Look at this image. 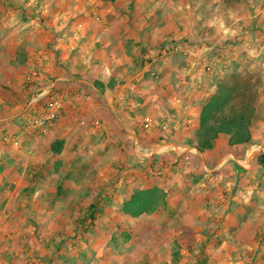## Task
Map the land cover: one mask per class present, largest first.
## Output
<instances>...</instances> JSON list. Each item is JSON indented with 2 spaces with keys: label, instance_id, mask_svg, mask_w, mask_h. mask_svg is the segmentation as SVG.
<instances>
[{
  "label": "rangeland",
  "instance_id": "obj_1",
  "mask_svg": "<svg viewBox=\"0 0 264 264\" xmlns=\"http://www.w3.org/2000/svg\"><path fill=\"white\" fill-rule=\"evenodd\" d=\"M0 6V25L31 28L35 43L28 61L26 35L0 34V42H21L17 53L0 45V264H264V0ZM90 28L102 32L99 41L64 35ZM111 28L115 42L102 48ZM60 39L72 58L66 66L53 47ZM72 39L84 47L79 53L70 51ZM112 52L122 54L120 66L107 59ZM11 54L18 55L13 65ZM95 57L106 64L95 67ZM234 72L259 89L253 133L263 148L237 173L214 168L219 154L206 170L194 147L196 112ZM83 80L101 92L110 86L113 100L96 107L80 99L90 87ZM52 97L63 108L46 120ZM175 137L189 150L177 155ZM170 178L195 195L175 209L167 196L165 207L139 218L121 213L134 192L170 189Z\"/></svg>",
  "mask_w": 264,
  "mask_h": 264
},
{
  "label": "trees",
  "instance_id": "obj_2",
  "mask_svg": "<svg viewBox=\"0 0 264 264\" xmlns=\"http://www.w3.org/2000/svg\"><path fill=\"white\" fill-rule=\"evenodd\" d=\"M258 98L259 89L250 76L234 72L221 78L201 107L194 147L200 152L213 149L221 135L228 136L229 145L253 144ZM61 145L56 142L54 150L60 151ZM167 196V190L160 186L140 189L124 201L120 211L133 218L152 214L167 205Z\"/></svg>",
  "mask_w": 264,
  "mask_h": 264
},
{
  "label": "crops",
  "instance_id": "obj_3",
  "mask_svg": "<svg viewBox=\"0 0 264 264\" xmlns=\"http://www.w3.org/2000/svg\"><path fill=\"white\" fill-rule=\"evenodd\" d=\"M57 1L58 2H61V0H57ZM5 2H11V3H13L14 0H5ZM18 2H19V0H18ZM2 9H3L2 6H0V11H2ZM3 24L4 23H1V25H3ZM1 25H0V27L3 28V31L2 30L0 31V34L1 35H6V34L8 35L9 34V35H14L15 36V35H18L19 34L20 37L23 36V35H26V40H25V42H26V50L27 51H30V53L27 54V56H28L27 59H28V61L31 60V59L34 60L33 59V57H34V54L33 53L35 51V43H34V39H33V37H34V31L31 28L29 29L28 27H25V30L23 28L20 29L19 27L18 28H14L13 25H11V24L8 25V26H6L7 28L4 29V27L1 26ZM79 31H82L81 28L79 29ZM97 31H99V30H97ZM113 31L114 30L111 28V29H107L104 32L103 36L104 35L107 36V42H104V45L102 44L103 46L101 45L102 48H104V46H106V45L108 46V45L113 44V42H115V39H113V38L112 39H109L108 38V35L112 34L111 32H113ZM60 33H62V32H60ZM73 33H75V32H73ZM73 33L72 32H65L64 35L65 36L68 35L69 37H74V38H77V37L82 36V37H84L83 38V42L86 41L85 38L88 39V40H90L91 39L90 35H92L94 38L97 39V41H99L101 38H99L98 35H102V32L101 33L100 32H97V34H96V31H95L94 28L87 29L86 32H81V33L80 32H76L75 35L72 36ZM0 37L2 38L3 36H0ZM72 41L75 43V45H71L69 47L70 48V51H73L75 53H79V51H82L83 50L84 47L78 46L77 43H76V41H75V39L74 40L72 39ZM60 42H61V44H59L58 46H53V47H55L56 49H58L59 52H61V55L62 56H60V57L63 58V60H61V63H66V64H64L66 66L67 65V62H69L72 59L71 57H69L65 53L67 51L69 45H68V43H67V41L65 39L64 40L63 39H60ZM0 43H1L0 45H2V48L4 47L3 50H9L10 49L11 52H12V50L13 51L15 50L14 52L17 53L16 51L18 49V45L21 42H20L19 39H13L12 37H10V38H7V39H2ZM120 44L121 45H119V47H121L122 44H124V43L122 42ZM49 50H51V49H49ZM118 50L121 51L120 48ZM0 51H1V48H0ZM120 55H122V54L121 53L115 54V52H112V53H110V55H109V57L107 59H109V61H111V64H113L115 62L113 64V66L114 67H117V66H120L118 64L119 62H122L123 63V61H124V60L121 61L119 59V57H121ZM85 56L86 55H84V57ZM17 57H18L17 54H11L10 61H9L11 63V65H13V62L17 59ZM79 57L80 56H77V57L74 58L75 61L78 62V64L80 63V58ZM52 58H53V60L56 58V52L55 51H54V54L52 55ZM95 58H96V60L93 59V62H92V64H95L94 65L95 67H103L104 64H106L100 58H97V57H95ZM81 60H83V59H81ZM54 61H56V59ZM107 71H108V73H110V75H113V73L116 74V71L115 70L112 71V74H111V72H109L108 69H107ZM67 79L72 80L73 78H67ZM101 79L104 81L105 78H101ZM56 80H58V78H56ZM116 80H118V77H116ZM81 82L90 85V87H89V91H83L82 90L80 92V94H79L80 95V99L87 100L88 98H91V99L95 100V102H96V103H91V104H93V106H96V107H98V106L100 107L102 105V103L105 102L104 101L105 98H108V99H112L113 100V98H114V95H113L114 92L112 91V88L110 86L105 87V89H103V92H101L99 89H97L95 86L91 85L87 81L83 80V81H80V83ZM54 83H55V81L52 82V83H50L49 84L50 87L51 86L54 87L55 86ZM128 83H130V82H128ZM146 83H147L146 80L145 79L144 80L142 79L140 81V83L138 84V90L140 89L139 96L141 98H144V96L146 94L144 92V89L146 88ZM124 84H127V83H124ZM127 85H129V84H127ZM142 95H144V96H142ZM112 102L113 101H110L109 100L108 101V104H110V106H111L110 107L111 108V111L115 113L116 112L115 111L116 109L112 105ZM142 104L143 103L139 101V103H138L139 106H136V107L138 109L140 107L142 108V106H141ZM190 108L188 109V107H187V110L184 113H186V114L189 113ZM196 113L199 114L200 113V109H198V112H196ZM166 114L169 115L168 110H167V113ZM122 119L123 118H121V120ZM197 122H195L194 126L192 127L193 132L198 128L197 127L198 126L197 125ZM177 124H176V127H178ZM126 128H127V131L128 132H129V130H132V129L129 128V126L128 127L126 126ZM182 129H186L184 125H182ZM130 134L131 133H129V135ZM131 136H132V134H131ZM223 137H225V135H221L216 140L215 146H214L213 149L206 150L204 152H200V151L197 150L198 151L197 153L199 154L198 156H200L201 161L203 162L204 167H205L206 170H208V165H212L215 162V158H217L216 156L219 154V156H221V157L219 158L218 163L215 164V167L214 168L217 167V169L218 168L219 169H223V172L229 170V171H232L233 173H237L240 170V168H242V169L244 168V166L242 164L243 161H254L255 158H256V156L258 155V153H260V149L263 148L262 143H259V142L255 141V140H257V136H255V134L253 135V139H254L253 144H251L249 146H244V145H229L228 138H223ZM221 139H224V143L226 145H223L222 146V145L219 144L220 143L219 141ZM180 143L181 142L179 141L178 137H175L170 142L171 146L175 148V151H176V154L177 155H179L182 152V150L183 151L184 150L187 151L190 148L189 146H185L184 147V145H182ZM223 172H221V173H223ZM169 181L172 184L174 182L171 178H170ZM178 181H179V178H178ZM186 187H188V186H186ZM166 190L168 192V197H169V202L168 203H169V205L174 204L173 205V208H171L169 206V208H171V209L177 208L178 206H175V205L176 204L179 205L184 199H188L189 200L190 199V195H192V196L195 195V193L193 191H190L189 187L187 189H183V187H180L179 188L175 184H173V186H171L170 189H168V187H167ZM224 207H227V203L224 204ZM240 207L238 209L236 208V210L239 211V212L241 211V208Z\"/></svg>",
  "mask_w": 264,
  "mask_h": 264
},
{
  "label": "built area",
  "instance_id": "obj_4",
  "mask_svg": "<svg viewBox=\"0 0 264 264\" xmlns=\"http://www.w3.org/2000/svg\"><path fill=\"white\" fill-rule=\"evenodd\" d=\"M53 103L49 108L48 114L45 116L46 120L54 119L58 115V111L63 108V102L59 98L52 97Z\"/></svg>",
  "mask_w": 264,
  "mask_h": 264
}]
</instances>
